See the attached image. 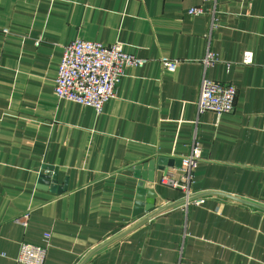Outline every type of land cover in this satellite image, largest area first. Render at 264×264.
I'll return each instance as SVG.
<instances>
[{"label":"crops","instance_id":"obj_1","mask_svg":"<svg viewBox=\"0 0 264 264\" xmlns=\"http://www.w3.org/2000/svg\"><path fill=\"white\" fill-rule=\"evenodd\" d=\"M197 5L214 11L190 15ZM76 37L147 60L100 112L54 93ZM160 57L179 64L166 71ZM203 76L235 85L233 111H198ZM195 141L188 187L203 202L97 249L184 197L159 179L181 175ZM150 161L153 181L137 168ZM141 188L155 201L135 214ZM240 200L264 207V0H0V264H28L23 243L45 247L42 264H81L92 251L82 264H264V210Z\"/></svg>","mask_w":264,"mask_h":264},{"label":"built area","instance_id":"obj_2","mask_svg":"<svg viewBox=\"0 0 264 264\" xmlns=\"http://www.w3.org/2000/svg\"><path fill=\"white\" fill-rule=\"evenodd\" d=\"M208 11L214 9L197 5L191 7L188 13L198 15ZM252 58V52L245 51L242 62L250 64ZM146 61L125 51L120 42L104 44L76 37L63 47L57 66L54 93L59 99L91 106L96 112H100L103 104L115 96L121 77L132 67H141ZM159 61L166 71H174L179 64L178 59L168 57H160ZM217 61L216 54L210 50H207L201 59L205 68L213 67ZM236 92L237 89L232 83L219 82L203 76L197 100L198 111H212L217 116L230 113L234 108ZM201 158L202 147L195 141L190 153L181 157V175L175 177L171 173H164L159 179L162 184L184 191L183 199L186 201L183 204L199 205L203 202L202 197L188 200L192 195L188 184L191 182L193 169ZM44 256V246L23 243L17 259L23 263L42 264Z\"/></svg>","mask_w":264,"mask_h":264},{"label":"water","instance_id":"obj_3","mask_svg":"<svg viewBox=\"0 0 264 264\" xmlns=\"http://www.w3.org/2000/svg\"><path fill=\"white\" fill-rule=\"evenodd\" d=\"M160 164V163H158ZM154 161H150L148 162L147 164H140L137 166L138 169L141 170V177L145 180H148V181H153V178H154ZM157 169H163L162 166L160 165H157ZM41 182H44V180ZM49 182V181H47ZM139 193H140V197L138 198V200H136L135 202V210H134V213L135 214H141L143 213L144 211H148L154 204V192L151 191V190H147V189H144V188H141L139 189ZM205 193H200V194H197V195H191L188 200H193L195 198H198V197H202ZM234 198V197H233ZM236 199V198H235ZM239 200V199H238ZM186 199H181L175 203H171V204H166L164 205L163 207L153 211L152 213L146 215L142 220H140L138 223L134 224L132 227L128 228L127 230L123 231L122 233H120L119 235L115 236L113 239L107 241L106 243L102 244L100 247H98L97 249L109 244L110 242L120 238L121 236L125 235L126 233H128L130 230H132L133 228H135L136 226H138L140 223H142L143 221H146L148 220L149 218H151L152 216H154L156 213L166 209V208H169V207H172V206H175V205H179V204H183L185 203ZM248 205H251V206H254V207H257L259 209H262L264 210V207L263 206H260V205H255V204H252V203H249V202H246V201H243V200H240ZM96 249V250H97ZM94 251H92L93 253ZM88 254L82 261V263L92 254ZM81 263V264H82Z\"/></svg>","mask_w":264,"mask_h":264}]
</instances>
